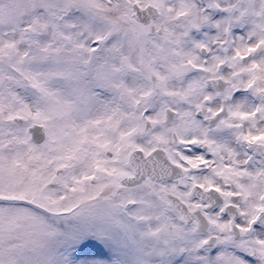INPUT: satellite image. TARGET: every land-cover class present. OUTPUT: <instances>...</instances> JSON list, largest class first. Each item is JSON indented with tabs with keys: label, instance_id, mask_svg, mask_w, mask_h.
<instances>
[{
	"label": "snow or ice",
	"instance_id": "1",
	"mask_svg": "<svg viewBox=\"0 0 264 264\" xmlns=\"http://www.w3.org/2000/svg\"><path fill=\"white\" fill-rule=\"evenodd\" d=\"M0 264H264V0H0Z\"/></svg>",
	"mask_w": 264,
	"mask_h": 264
}]
</instances>
